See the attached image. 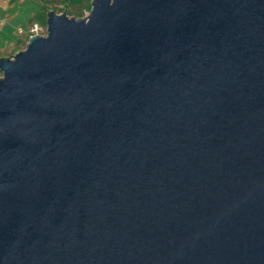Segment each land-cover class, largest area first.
Returning <instances> with one entry per match:
<instances>
[{
  "label": "water",
  "instance_id": "water-1",
  "mask_svg": "<svg viewBox=\"0 0 264 264\" xmlns=\"http://www.w3.org/2000/svg\"><path fill=\"white\" fill-rule=\"evenodd\" d=\"M0 264H264V0H90L1 55Z\"/></svg>",
  "mask_w": 264,
  "mask_h": 264
},
{
  "label": "rangeland",
  "instance_id": "rangeland-1",
  "mask_svg": "<svg viewBox=\"0 0 264 264\" xmlns=\"http://www.w3.org/2000/svg\"><path fill=\"white\" fill-rule=\"evenodd\" d=\"M71 1L75 0H0V26H8L11 31V34H7V32L2 34L0 40L15 39L22 36V27L26 28L27 20L33 18L37 20L36 22L43 24L47 10L53 9L59 12L62 10L61 5L67 6ZM71 7L77 8L78 6L73 4ZM89 7L90 0L86 1V9L79 16H84ZM27 37L22 39L23 41L19 42L17 46L7 48V54L5 55L10 56L16 50L23 48Z\"/></svg>",
  "mask_w": 264,
  "mask_h": 264
},
{
  "label": "crops",
  "instance_id": "crops-1",
  "mask_svg": "<svg viewBox=\"0 0 264 264\" xmlns=\"http://www.w3.org/2000/svg\"><path fill=\"white\" fill-rule=\"evenodd\" d=\"M32 21L36 22L37 20H35L33 18L30 19L29 21L27 20L26 26H25L26 28L22 27V36L17 37L15 39L8 38L6 40H0V56L7 54V50H6L7 48H9V47L13 48V47L17 46L19 42L23 41L22 39H25L29 35L28 27H29L30 22H32ZM40 24H42V23H40ZM0 27H1L0 28V36L2 34H4L5 32H7V34H11V31H10L8 26L5 27L4 25H1Z\"/></svg>",
  "mask_w": 264,
  "mask_h": 264
},
{
  "label": "trees",
  "instance_id": "trees-1",
  "mask_svg": "<svg viewBox=\"0 0 264 264\" xmlns=\"http://www.w3.org/2000/svg\"><path fill=\"white\" fill-rule=\"evenodd\" d=\"M86 1L88 2V0H75V1H71V2H69V4H67V6L61 5V7H62L61 9L64 10L65 13L68 14V15H72L74 17H78L81 14V12L86 9ZM73 4H76L78 7L77 8L76 7H71ZM41 25H44V23L41 24Z\"/></svg>",
  "mask_w": 264,
  "mask_h": 264
},
{
  "label": "built area",
  "instance_id": "built-area-1",
  "mask_svg": "<svg viewBox=\"0 0 264 264\" xmlns=\"http://www.w3.org/2000/svg\"><path fill=\"white\" fill-rule=\"evenodd\" d=\"M28 33L29 35L33 33H44V25H41L37 22H32L28 27Z\"/></svg>",
  "mask_w": 264,
  "mask_h": 264
}]
</instances>
